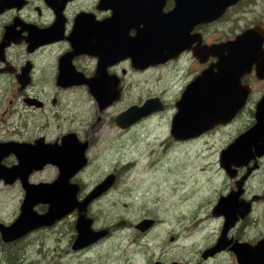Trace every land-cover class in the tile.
I'll use <instances>...</instances> for the list:
<instances>
[{"label": "rangeland", "instance_id": "obj_1", "mask_svg": "<svg viewBox=\"0 0 264 264\" xmlns=\"http://www.w3.org/2000/svg\"><path fill=\"white\" fill-rule=\"evenodd\" d=\"M263 3L264 0H255L252 8L259 11ZM188 61L171 63L158 74L160 70L156 68L140 74L129 69L132 86H128L126 94H122L106 112H98L96 102L78 92L64 97L69 99L67 110L63 109L58 118L54 114H45V136L49 140L59 131L71 129L75 120H79V136L92 137L86 151L88 165L75 180L82 183L84 190L90 189L107 173L116 172L117 179L112 188L87 206L88 215L92 217L91 227L112 231L84 249L72 250L76 236L74 212L51 227L27 233L14 243H4L0 235V264H154L155 261L162 264H221L226 261V255L208 260L200 256L202 250L214 242L222 226L221 217L211 215L212 207L221 195L236 188L235 179L229 178L219 164L220 151L254 122L257 93L230 122L214 127L198 139L174 142L169 134L174 102L197 70L193 64L189 68ZM2 84L0 139L11 137L18 128L23 129L29 121L26 114H30L20 102L21 98H14L17 88ZM154 95L162 99L166 110L121 133L113 116L127 105ZM85 99L89 105L88 114H81L83 105H87ZM41 122H44L43 118L33 117L28 126L37 128ZM259 164L245 184L249 196L264 190V157ZM56 175V167L49 165L35 173L31 182L51 181ZM4 192L0 187V222L9 225L20 212L23 191L18 184L7 191V197ZM35 210L42 213L45 207L43 210L39 204ZM197 216L206 220L200 228V221H195ZM143 217L153 219L155 225L140 234L132 226ZM120 219L125 220L127 226L113 229ZM240 225H245L242 236L248 234L254 238L264 234V201L254 203ZM239 230L240 226L234 234ZM172 236L173 240L170 239Z\"/></svg>", "mask_w": 264, "mask_h": 264}, {"label": "water", "instance_id": "obj_2", "mask_svg": "<svg viewBox=\"0 0 264 264\" xmlns=\"http://www.w3.org/2000/svg\"><path fill=\"white\" fill-rule=\"evenodd\" d=\"M236 1L177 0L172 11L164 12L165 0H101L105 7L112 8L113 15L103 21L94 22L91 18L85 29H82L85 17H79L75 29L68 37L70 44L78 51H94L99 56L100 76L95 80H78L73 66L63 64L64 70L61 69V76L58 78L60 81L61 78H66L68 84L86 83L99 108L103 109L119 97L117 81L106 73L107 65L125 57H129L132 65L140 69L163 63L179 51L176 44L181 40L182 32L186 33V29L196 23L216 19ZM91 23L94 26V35H89ZM140 23L142 27L137 28L136 35H129V29L138 27ZM123 24H126V29L122 28ZM181 27L186 28L182 31ZM258 29L263 33L261 28H250L233 41L209 47L208 56L215 55L220 58L213 67L203 70L193 78L176 102L177 111L173 115L170 131L176 139L192 138L217 124H226L242 109L248 91L240 84L241 75L248 72L252 64H256L257 74L264 78L262 40H251ZM50 37L46 30L36 28L32 31L31 39L50 41ZM91 38H94V42ZM162 107L158 97H150L139 105L127 107L114 120L117 126L125 128ZM88 147L89 141L79 140L75 133L64 135L59 143L44 142L42 138L34 143L0 142V179L5 183L19 179L24 189L16 219L9 225L0 222L2 241H14L35 229L52 226L74 211L77 212V234L72 244L73 249L82 248L106 235L107 228L95 230L91 227L92 219L86 213V206L113 184L114 174L98 182L81 200L77 197L79 185L71 182L72 177L87 164ZM11 153L15 155L17 163L6 167L1 164V158ZM263 155L264 95L256 104L252 125L220 151L219 164L230 176H234L238 168L248 166L251 160L253 164L236 181V189L221 195L212 207L211 213L222 216L224 220L216 244L205 250L204 257L212 255L227 243L228 230L239 218L249 214L251 202L264 198V194H256L250 200L241 197L244 180L251 170L258 167V158ZM46 164L56 167V177L51 181H29L30 173ZM39 204L46 205V210L42 213L35 210V206ZM153 222V219L144 217L134 227L144 231ZM124 223L125 220L120 219L113 226ZM233 249L243 264H264V239L255 245L235 241ZM155 264L160 262L156 261Z\"/></svg>", "mask_w": 264, "mask_h": 264}, {"label": "flooded vegetation", "instance_id": "obj_3", "mask_svg": "<svg viewBox=\"0 0 264 264\" xmlns=\"http://www.w3.org/2000/svg\"><path fill=\"white\" fill-rule=\"evenodd\" d=\"M176 2L177 0H165L163 11L164 12L172 11L176 7ZM254 2L255 0H237L234 4L227 7L225 11L216 19L208 22H199L194 24L190 29H186L187 32L186 33L182 32V34L180 35L181 40L176 44L177 47L179 48V51L175 53L174 56H172L163 63L149 65L144 69H140V68H135L132 65L131 59L129 57H125L117 61H113V63L107 65L106 73L110 76H113L117 81V88L119 89V97L115 99L111 104L107 105L103 109H100L95 97L90 92V89L88 85H86V83L68 84L67 81H65L66 78L63 79L61 78L60 81L58 77L61 76V69H63V64H70L71 66H73L72 69L74 71V74H76V77L77 78L79 77L78 80H83V79L95 80L97 77L100 76L98 72L99 56L96 55L94 51H91L90 53L84 51H78L70 44L68 37L75 29L76 26L75 24L77 23V19L79 17H83V18L85 17V20L82 21V26H83L82 29H85L87 28V22H89L91 18L93 19L94 22L103 21L110 18L113 15L112 8L105 7L104 4L101 3V0H0V83L1 82L4 83L2 84L4 86H8V87L14 86V88H17L16 92H14L15 93L14 98L17 99L21 98L20 102H22L24 107L27 108V111L29 110L30 113V114H26L27 119L29 121L27 124L24 125L23 129H19V128L16 129L11 133V137L0 139V142L16 141V142L34 143L35 140L42 138L44 142L59 143L64 135L68 133H75L79 140L81 141L88 140L90 147L92 137L81 138L79 136L80 133L79 125H78L79 120H75V123L71 129L59 131V134L56 137H54L52 140H49L45 136L47 132V122L45 120L46 118L45 114L47 113L54 114V116L63 114V111L67 110L66 103L69 101V99L66 100L64 99V97L65 96L70 97V95L78 92H81L85 98L88 97L93 101H95L97 104L98 112L100 113L106 112L108 108L116 104V102L121 98L122 94L123 96L124 93L126 94L127 87L132 86L130 83H133V79L128 78V74L130 73L129 69H131L135 74H140L149 69L156 68V70H160V72H157L158 74V73H163L164 70L171 63H178L181 62L182 60L187 59L189 60L187 66L191 68V64H193L194 68H196L197 70L196 73L193 75V77H191L188 80V82L184 85L185 88L186 85L193 78L199 75L203 70L208 69L209 67H213L214 64L217 63V61L219 60L220 57L218 56L215 55L208 56L209 47L219 46L221 44H225L227 42L233 41L243 32H245L250 28L257 27L262 29L263 33L260 31V29H258L259 31L257 32L256 36H254V38H252L251 40L255 41L261 39L262 40L261 49L264 50V3H263V8L260 9L259 11H256L255 8H252ZM223 22H225V26H223L224 25ZM124 26H126V24L122 25V28L126 29V27ZM140 27H142L141 23L139 24L138 27H131L128 32L129 35L135 36L137 33V28ZM36 28L46 30L48 36L49 37L52 36L50 37L52 40L50 41H46L48 39L43 41H40V39L32 40L31 39L32 31ZM183 28L181 27L182 31H184L186 27ZM88 31H89V35L90 33L91 35H94L95 31L92 23ZM91 41L94 42V38H91ZM240 84L243 87H245L248 92L245 103L242 109L237 114H240L244 110L247 102H249L250 98L255 92L257 93L255 96V98H257L254 105L255 107L258 101H260V99L264 95V78H261L259 74H257L256 64H252L249 71L241 75ZM184 88L180 91L179 93L180 95L184 90ZM150 97H158V96L156 95L148 96L147 98ZM147 98H143L142 100L139 99L138 101H135L127 105L124 109H126L131 105H139ZM178 99L179 98H177V100L174 102L175 112L170 117L169 134L170 137L174 140V142L181 143V142H187L190 140L198 139L202 135H204V133L208 132L209 130H212L214 127H217L219 125H224V124H217L211 129L192 138L176 139L170 133V131H171V123H172L173 115L177 111L176 102L178 101ZM159 100L161 101L163 106L161 110L152 112L151 114L140 118L139 120L135 121L128 127L121 128L116 125L119 131H121L122 133L124 130L129 129L133 125L138 124L143 119H146L154 114L166 110L165 103L162 101L161 98H159ZM8 101L9 103L12 102L11 100ZM86 102L87 105L86 104L85 106L83 105L81 114H88L89 105L87 100ZM124 109H122L121 111H123ZM121 111L117 112L113 116V122H115L114 119L116 115ZM64 115L66 116L65 118L68 117L67 112H65ZM235 116L233 117V119L235 118ZM33 117L43 118L44 122H41L38 125H36L37 128H34L33 126H28L31 123V118ZM58 117L59 116H57V118ZM69 120L74 121L73 118H69ZM97 120H99V118H97ZM27 130L32 132L30 133L23 132ZM262 157H264V155L258 158V163ZM15 163H17V160L15 155L12 153L8 154L7 156H3L1 158V164H3L6 167H10ZM252 164H253V160L250 161L248 166H251ZM49 165L51 164H46L41 169L31 172L29 175V181H31V178L35 173L42 171L44 168H46ZM87 165H88V161L87 164L71 179V182L77 183L79 185V191L77 193V197L79 200L83 199L98 182L104 180L108 175L114 174L113 184L117 179L116 172H109L100 181L94 184L90 189L84 190L82 187V183L77 182L75 180H76V176L80 172H82L87 167ZM248 166H243L238 168L234 176H230L227 173L229 178L235 179L234 180L235 185H236V181L239 180V178L247 171ZM259 166L260 164L258 165L257 168H259ZM257 168L251 170V172L243 182L242 185L243 193L241 197H243L245 200H250V198L256 194L257 195L264 194V190H263L262 193H252L249 196L246 194L245 191L246 181L252 175L253 171L256 170ZM18 184L23 191V197H24V189L22 188L19 179H15L11 183H5L3 179H0V187H3L5 191L3 195L5 196L9 194V192L7 191L11 189V187H15ZM113 184L106 191L102 192L99 196L90 200L87 206H89L91 202H93L94 200L104 195L109 189L112 188ZM23 197L20 198L21 201ZM21 201L19 203V210H20ZM261 201H264V198H260L251 202L250 211L252 210L254 203ZM40 205L43 206V210L44 207L46 210V205L44 204H40ZM87 206L86 209L88 208ZM74 212L76 213V218H77V212L76 211ZM86 213L88 215L87 211ZM211 215L213 217H221L222 226H223L224 219L222 216H214L212 213ZM248 215L249 214H247L242 218H239L238 221L228 230L226 235L227 243L223 244V246L220 247L219 250H217L212 255L204 257L203 254L205 250L210 249L216 244L219 236L218 235L213 243H210L207 247H205L202 250L200 257L203 260H208L214 257L222 258L224 257L223 255H226L227 256L226 261L222 262L221 264H243L239 261L235 249H233V244L235 243V241L246 242L250 245H255L258 241L264 239V234L258 235L257 237L254 238L249 237L248 234H244L245 236H242L243 235L242 233L241 235V232H243L242 230L245 227V225L241 226L240 223L242 222V220L246 219ZM88 217L90 216L88 215ZM58 221H56L55 223H57ZM195 221H200L201 223L198 226V228L202 227L206 222L203 216H197ZM135 223L133 224L132 228L136 230L137 233L140 234L148 232L155 225V221H154L149 228H147L144 231H140L134 227ZM125 226H127L126 221L124 224L117 227L113 226L112 228L116 229ZM238 226H240V230L238 234H234L233 231L237 230ZM42 228H47V227H42ZM74 228H75V224H74ZM107 229L109 233L110 231H112L110 228ZM195 229L196 228H193V230ZM109 233L107 232L106 234ZM21 238L14 241H9V242L3 241V242L14 243L20 240ZM173 238L174 237L172 236L170 239L173 240ZM229 239H231V241ZM91 244L92 243L82 247V249L86 248L87 246H90ZM79 249L81 248L78 249L72 248V250H79ZM160 264L162 263L160 262Z\"/></svg>", "mask_w": 264, "mask_h": 264}, {"label": "trees", "instance_id": "obj_4", "mask_svg": "<svg viewBox=\"0 0 264 264\" xmlns=\"http://www.w3.org/2000/svg\"><path fill=\"white\" fill-rule=\"evenodd\" d=\"M15 253H16V252H15ZM15 253H14V254H15ZM12 256H13V255H12ZM12 258H14V257H12ZM13 260H14V259H13ZM9 264H10V263H9Z\"/></svg>", "mask_w": 264, "mask_h": 264}]
</instances>
